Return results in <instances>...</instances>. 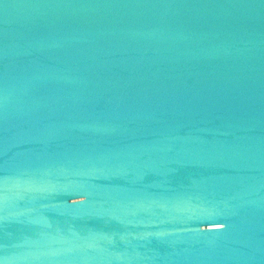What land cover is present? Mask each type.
<instances>
[{
    "label": "water",
    "instance_id": "1",
    "mask_svg": "<svg viewBox=\"0 0 264 264\" xmlns=\"http://www.w3.org/2000/svg\"><path fill=\"white\" fill-rule=\"evenodd\" d=\"M0 264H264V0H0Z\"/></svg>",
    "mask_w": 264,
    "mask_h": 264
}]
</instances>
